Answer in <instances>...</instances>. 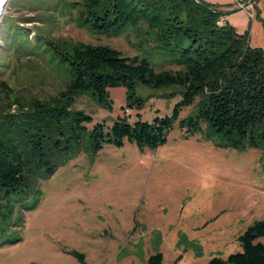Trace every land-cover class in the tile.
Segmentation results:
<instances>
[{
    "label": "rangeland",
    "instance_id": "374dc122",
    "mask_svg": "<svg viewBox=\"0 0 264 264\" xmlns=\"http://www.w3.org/2000/svg\"><path fill=\"white\" fill-rule=\"evenodd\" d=\"M203 1L214 3L238 30L247 29L250 47L264 48V0L247 5L253 19L232 0ZM30 2L6 0L0 33L10 22L29 39L42 33L62 48L107 45L123 55L149 56L157 71L175 69L155 53L139 26L107 37L82 25V4L49 23L43 20L49 14L38 17ZM108 91L109 105L72 92L48 51L12 52L0 42V129H11L36 102L82 110L92 117L91 128L96 122L110 125L118 116L152 122L171 115L180 99L138 89L151 94L138 109L128 107L125 87ZM196 106L183 109L180 118L192 115ZM47 135L41 147L47 160L57 159L55 170L26 175L19 192L0 198V264H147L156 252L162 264H207L214 255L226 258L240 251L238 237L264 219L260 147L221 146L205 127L186 137L179 120L154 148L124 139L121 146L105 144L96 152L81 146L63 155L52 152L56 135ZM257 241L264 244V236ZM75 252L83 255V263Z\"/></svg>",
    "mask_w": 264,
    "mask_h": 264
},
{
    "label": "trees",
    "instance_id": "16d2710c",
    "mask_svg": "<svg viewBox=\"0 0 264 264\" xmlns=\"http://www.w3.org/2000/svg\"><path fill=\"white\" fill-rule=\"evenodd\" d=\"M201 1L31 0L28 4L38 17L47 12L43 20L49 23L50 17H63L82 4V25L107 37L139 26L155 53L175 67L158 71L146 55L127 56L101 44L62 48L42 33L29 39L28 32L6 23L0 42L7 50L48 51L68 79L70 90L89 94L101 105L110 104L108 89L117 86L126 88L128 107L140 109L151 95L138 89L160 91L161 96L179 94L180 99L171 115L152 122H131L127 116H118L110 125L96 122L91 128L87 124L92 117L82 110L70 111L63 103H34L24 118L12 121L11 129H0V198L19 192L26 175L55 170L57 159L47 160L48 152L41 147L51 131L56 135L52 152L63 155L81 146L92 152L105 144L121 146L124 139L154 148L166 141L179 120L186 137L205 127L209 135L220 138L221 146L260 147L264 153V48L250 47L247 29L238 30L222 19L223 12L214 3ZM194 104V113L180 118L181 111ZM261 236L264 219L254 221L238 237L240 251L226 258L214 255L207 264H264V244L257 241ZM74 254L83 263V255ZM162 261V254L156 252L147 264Z\"/></svg>",
    "mask_w": 264,
    "mask_h": 264
},
{
    "label": "built area",
    "instance_id": "2783aa9c",
    "mask_svg": "<svg viewBox=\"0 0 264 264\" xmlns=\"http://www.w3.org/2000/svg\"><path fill=\"white\" fill-rule=\"evenodd\" d=\"M252 0H232V4L237 9H243L247 12L250 19H253L254 13L253 11L247 6L249 3H251ZM220 23V22H219Z\"/></svg>",
    "mask_w": 264,
    "mask_h": 264
},
{
    "label": "water",
    "instance_id": "95a60500",
    "mask_svg": "<svg viewBox=\"0 0 264 264\" xmlns=\"http://www.w3.org/2000/svg\"><path fill=\"white\" fill-rule=\"evenodd\" d=\"M5 1H6V0H0V10H1L3 4L5 3ZM196 1H197L198 3H200V4H203V2H202L201 0H196Z\"/></svg>",
    "mask_w": 264,
    "mask_h": 264
},
{
    "label": "bare ground",
    "instance_id": "6f19581e",
    "mask_svg": "<svg viewBox=\"0 0 264 264\" xmlns=\"http://www.w3.org/2000/svg\"><path fill=\"white\" fill-rule=\"evenodd\" d=\"M6 2V1H5ZM4 5V4H3ZM3 9V6H2V8H1V10ZM1 10H0V13H1Z\"/></svg>",
    "mask_w": 264,
    "mask_h": 264
}]
</instances>
